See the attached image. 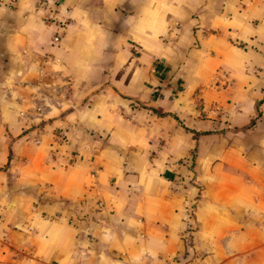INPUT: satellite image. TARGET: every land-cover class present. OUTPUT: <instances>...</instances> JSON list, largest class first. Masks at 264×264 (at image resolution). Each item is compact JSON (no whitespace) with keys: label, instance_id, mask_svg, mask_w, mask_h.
Wrapping results in <instances>:
<instances>
[{"label":"crops","instance_id":"obj_1","mask_svg":"<svg viewBox=\"0 0 264 264\" xmlns=\"http://www.w3.org/2000/svg\"><path fill=\"white\" fill-rule=\"evenodd\" d=\"M58 2L0 0V264H264V0Z\"/></svg>","mask_w":264,"mask_h":264},{"label":"built area","instance_id":"obj_2","mask_svg":"<svg viewBox=\"0 0 264 264\" xmlns=\"http://www.w3.org/2000/svg\"><path fill=\"white\" fill-rule=\"evenodd\" d=\"M49 14L47 15V17H46V21L47 22H50V20L51 19H53V15H54V13L52 12L51 13V10L53 9L54 11H58L59 13L60 12H63L64 13V11H65V9H61L59 6V2H58V0H50V3H49ZM65 19H64V17L62 16V15H60V16H58L57 17V19H55V24L58 26V27H60L61 26V24L62 23H64L65 21H64ZM57 40H58V36L57 35H54V36H52V38H51V41L53 42V43H56L57 42ZM59 137V136H58Z\"/></svg>","mask_w":264,"mask_h":264},{"label":"rangeland","instance_id":"obj_3","mask_svg":"<svg viewBox=\"0 0 264 264\" xmlns=\"http://www.w3.org/2000/svg\"><path fill=\"white\" fill-rule=\"evenodd\" d=\"M189 238H190V236H189ZM185 254H188V253L185 252ZM187 262H189L188 259L182 258V260H181L177 257H173L170 260H167L166 263H162V264H186ZM131 264H159V263H156L150 259H142V260L135 261ZM201 264H209V262L207 259H204L203 261H201Z\"/></svg>","mask_w":264,"mask_h":264},{"label":"trees","instance_id":"obj_4","mask_svg":"<svg viewBox=\"0 0 264 264\" xmlns=\"http://www.w3.org/2000/svg\"><path fill=\"white\" fill-rule=\"evenodd\" d=\"M190 230V225H189V227H188V231Z\"/></svg>","mask_w":264,"mask_h":264}]
</instances>
